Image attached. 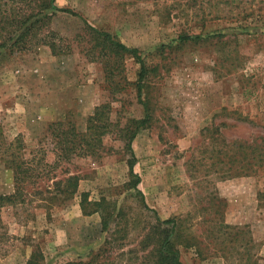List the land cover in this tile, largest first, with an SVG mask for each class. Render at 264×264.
Segmentation results:
<instances>
[{
	"label": "rangeland",
	"instance_id": "374dc122",
	"mask_svg": "<svg viewBox=\"0 0 264 264\" xmlns=\"http://www.w3.org/2000/svg\"><path fill=\"white\" fill-rule=\"evenodd\" d=\"M192 1L54 0L79 16L48 9L34 35L0 49V128L20 137L19 153L42 171L16 203L0 206V264H25L36 247L40 264H148L157 217L174 220L184 264H264V21L255 18L264 0ZM12 2L0 0L3 9ZM87 24L140 50L147 110L139 63ZM222 30V39L205 38ZM99 106L111 125L96 154L54 165L49 125L84 131ZM146 111L131 142L141 198L126 129ZM6 157L0 152L4 195L15 189ZM71 174L79 180L68 196ZM83 193L100 211L83 212Z\"/></svg>",
	"mask_w": 264,
	"mask_h": 264
},
{
	"label": "trees",
	"instance_id": "16d2710c",
	"mask_svg": "<svg viewBox=\"0 0 264 264\" xmlns=\"http://www.w3.org/2000/svg\"><path fill=\"white\" fill-rule=\"evenodd\" d=\"M37 1V2H36ZM192 1V0H191ZM193 2V1H192ZM209 2L212 3V0ZM221 1H217L219 4ZM224 3H229V0H223ZM14 0L8 8H2L0 3V49L6 47L8 41H12L10 46H18L20 42H23L29 35H34L36 30L40 28L46 19L49 17L45 13L48 9H54L56 11L68 12L72 15L79 16L78 13L69 8H59L54 5V0H25L23 6H14ZM256 21H264V17H255ZM246 25L243 27L242 32L249 34V29ZM87 27L93 31L99 38L102 39L110 47L115 50L130 54L139 63L140 68L137 78V93L139 100L140 94L143 88V79L148 71L146 59L141 55L140 50L134 46H128L115 36L106 30L98 29L94 26L87 24ZM244 30V31H243ZM254 31H257L256 29ZM264 32V31H260ZM229 33L224 30L218 32H211L205 35V38H218L222 39ZM192 38L199 39L200 36L190 35L181 36L182 40H190ZM147 110V105L144 101H140ZM106 112L105 106H99L95 109L87 119V125L84 131H78L73 124L63 125L62 122H53L49 125V134L51 140L55 145L56 160L54 165H57L60 161H70L73 156L93 155L96 154L99 145L102 143V137L108 133L109 126L111 125L107 119H105ZM148 113L146 111L145 117L142 119H134L131 122L133 127L128 126L126 131L129 134L126 142V149L129 153L128 166L129 171L132 174V187L143 195L140 189L137 187L140 181L139 176L133 172V165L135 161V155L131 147V142L136 135L137 130L142 127L148 120ZM253 143V142H252ZM252 143L234 142L233 145H253ZM22 141L20 137H15L13 140H9L0 128V152L3 153L6 158L7 165L11 168L13 173V180L15 183V189L11 194H0V206L3 204L16 203L18 198H21V194L24 190L25 183H35V180L41 176L42 171L37 170V161L34 163L28 162L20 153L19 149L22 148ZM49 171V170H48ZM49 173V172H48ZM46 173V175L48 174ZM79 177L75 174L68 175L62 185V191L66 194L73 195L77 191ZM57 186H60L62 180L55 181ZM264 198V191L259 194ZM80 207L85 213L93 211H100L101 201H89L86 194L81 195ZM91 206V207H89ZM119 211L115 214L117 217ZM109 213H105L102 216L101 226L106 232H109ZM159 232V239L156 245L152 246L149 253L151 259L148 264H184L179 256V250L175 246L173 236L175 234V222L173 219H160L156 218V223L153 225ZM43 254L38 247L34 248L25 264H40ZM65 264H89V262L77 261L67 262Z\"/></svg>",
	"mask_w": 264,
	"mask_h": 264
}]
</instances>
